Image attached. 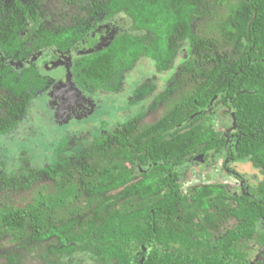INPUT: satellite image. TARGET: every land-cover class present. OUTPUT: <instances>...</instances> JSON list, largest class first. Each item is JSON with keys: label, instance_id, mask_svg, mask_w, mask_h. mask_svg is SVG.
Segmentation results:
<instances>
[{"label": "trees", "instance_id": "obj_1", "mask_svg": "<svg viewBox=\"0 0 264 264\" xmlns=\"http://www.w3.org/2000/svg\"><path fill=\"white\" fill-rule=\"evenodd\" d=\"M60 1L48 17L52 0H0V243L12 245L0 264H27V255L37 264H251L248 239L264 246L256 231L264 222V0ZM110 22L122 30L94 46ZM76 50L84 56L70 80L86 90H120L145 57L165 70L182 56V77L156 97L155 122L104 124L82 140L66 127L24 146L30 134L16 130L34 128L47 80L32 58ZM222 108L237 126L234 160L259 169V187L240 196L215 184L186 192L178 179L188 161L226 148L215 126Z\"/></svg>", "mask_w": 264, "mask_h": 264}, {"label": "flooded vegetation", "instance_id": "obj_2", "mask_svg": "<svg viewBox=\"0 0 264 264\" xmlns=\"http://www.w3.org/2000/svg\"><path fill=\"white\" fill-rule=\"evenodd\" d=\"M104 23L99 26L97 31H101L97 36L96 43L97 44H105V42L109 41L110 38L119 30H122L120 25L117 22ZM96 32V31H95ZM94 32V35H95ZM150 38V37H149ZM148 38V39H149ZM147 39L145 45L150 44V41ZM82 42H85L83 40ZM84 50H81L83 52ZM79 50L63 52L58 54L57 57H53L55 54L51 53H38L35 55L31 61L40 68V72L47 78L46 83L41 86V90L36 96V104H43L50 119L54 121L56 124H69L72 121H82L84 118L91 116V113H95L97 110L94 109L95 106H99V102H105L103 107L105 110H111L113 112V117L107 116L106 114L101 115V120L88 119L79 127V129L71 126L67 129V134L71 135L73 139L77 138L82 140V138L87 137L97 130V128L106 124L108 127L114 128H124L125 126L131 123H135L136 128L138 124L144 122H155L159 119L161 114L163 113V102H159L157 104L156 97L161 96L168 92L169 87L172 86L171 79L182 77V69L181 62L179 59L181 57H177L175 59L174 66L167 68L165 70H159L156 65L153 57H145L140 61H137L133 68H128L125 74L123 75V80L121 82V89L117 90L116 85L113 87H103L101 89H92L86 90L75 84L73 81H69L73 77V73L71 71L73 65H77L79 60V56H84V52L81 53ZM186 56V54L184 55ZM179 61V62H178ZM179 76V77H178ZM168 80L164 89H159L160 81ZM153 84L150 86L151 90L147 91L144 95L142 103L141 101H137V103L133 104L132 100L135 97L134 91L137 88L141 87L143 84ZM114 97V98H113ZM143 97V96H142ZM113 98V99H112ZM117 102L112 103V100H116ZM96 102V104L94 103ZM121 102V103H120ZM133 102H136L133 101ZM119 103L121 104L119 106ZM107 107V108H106ZM158 110L160 112H158ZM63 113L66 115L63 116ZM139 113H142V117H137ZM158 113V115H157ZM220 115H224L223 118L231 117L230 122L226 124V127H223L224 130L220 131L216 127V131L219 137H224L226 140V148L222 151L212 149L209 153H201L199 155L193 156L187 163L186 170H182L180 172V177L178 179L181 189L184 191H197L200 190L203 186L196 184H187L182 180V177H190V172L197 168V165L204 164L208 167L210 165L221 164V170L224 172L226 178L231 176L234 179L235 186L231 184H225L222 182H212L211 184H215L220 186L221 188H225L231 195L240 196L241 194L248 195L250 191H256L259 187V184L262 179V175L260 174L259 169L255 173L242 174L237 168V161L234 160V149L236 148V136L235 132L237 129L236 124H234V119L231 116V110L227 108H222L219 111ZM91 114V115H90ZM60 121L59 118H63ZM194 118V116H192ZM191 118V119H192ZM221 120L219 118L216 120L217 126L221 127ZM104 121V122H103ZM67 122V123H62ZM103 122V123H102ZM91 126L93 130H89L86 135L79 134L81 133L80 129L82 127ZM113 125V126H112ZM179 128L182 125H178ZM216 126V125H215ZM29 133L33 134L34 128L29 125L21 124L19 128L16 130L17 134L20 133ZM60 133V132H58ZM62 133V132H61ZM85 140V139H83ZM201 162H198V160ZM199 169L198 171H202L206 168ZM143 170V169H142ZM141 171V170H140ZM145 172V170H143ZM188 173V174H187ZM255 174V175H254ZM140 179V175L136 176V181ZM255 181V182H253ZM207 186V185H205ZM204 186V187H205ZM115 192V191H113ZM117 192V191H116ZM236 226V219H232L229 221L226 227V231L233 229ZM257 233L264 234V222L258 220L257 222ZM248 260L251 264H264V251L261 253V250L264 246H257L256 239H248ZM260 254L262 255L261 257Z\"/></svg>", "mask_w": 264, "mask_h": 264}, {"label": "rangeland", "instance_id": "obj_3", "mask_svg": "<svg viewBox=\"0 0 264 264\" xmlns=\"http://www.w3.org/2000/svg\"><path fill=\"white\" fill-rule=\"evenodd\" d=\"M62 1L60 0H52L51 4H50V7L47 9V16L49 17V14H52V11H57L58 10V6H64L62 5ZM75 7V6H74ZM52 17V16H50ZM58 22L61 21L60 23L61 24H66L63 20L57 18ZM51 23H53L52 20H49ZM103 26V24H102ZM101 27V26H100ZM101 31H96V34L99 33ZM182 57V56H181ZM179 62V61H178ZM169 81L168 80H162L160 81V86H159V89H164L165 88V84L168 83ZM96 104V102H94ZM105 102L101 101L99 102V106H95L94 109H96L97 111L93 114L91 113L89 117L86 116V120L88 119H95L97 118L98 116L100 115H103V114H106L107 116H110V117H113V112L111 110H105V108L103 107V104ZM107 108V107H106ZM32 112V121H33V127H34V133L36 134V138H35V135L34 134H30L29 136H27L26 140H25V137L23 138V145L26 146V144L28 145H31L33 146V144H39L40 145V142L37 138H40L42 136H48L51 137L53 135H58L59 133L58 132H62V131H65L66 127L70 128V126L72 125L71 122L69 124H60V123H55L54 121H52L50 119V116L48 114H50L49 112H47V109L46 107L43 105V104H40V105H36L34 107V109L31 111ZM158 112H160L158 110ZM158 115V113H157ZM63 116L66 117V115L63 113ZM224 115H219V120L222 118L223 120H221V127L217 126L216 124V127L217 129H219L220 131H223L224 128L223 127H226V124L228 122H230L231 120V117H228L226 115L225 118H223ZM65 117L63 118H59L60 121H62V119H64ZM83 119V120H84ZM62 123H67V122H62ZM30 126V125H29ZM80 126H75V128L79 129ZM67 128V129H68ZM65 129V130H64ZM82 130V131H81ZM89 130H93L91 126H87L86 127H82V129H80L81 133H79L80 135L81 134H84L86 135V133L89 132ZM34 137L35 139L33 140ZM13 138H7L5 141L6 142H11L14 146L16 147H20V142L19 141H12ZM198 162H201V160L199 159ZM218 162V164L216 165H210L208 167H202V166H205L204 164H200V165H197V168L193 169L191 172H190V177H182V180L189 184L192 185V184H196V185H200V186H205V185H208V184H211L212 182H222L225 183V184H231L233 186H235L234 184V179L233 177L229 176L226 178L224 172H222L221 170V164L219 163V161H216ZM202 165V166H201ZM236 168L243 174H249L251 175V173H255L257 171V168L254 167V165L252 164L251 161L249 160H240V161H237L236 163ZM202 168H206L202 171H198L199 169ZM188 174V173H187ZM255 175V174H254ZM255 182V181H253ZM189 184V185H190ZM117 193L116 191L113 192V194ZM21 196H24L26 197L27 196V193L24 192V191H20L19 193H16L14 194V197L17 199V200H21ZM11 244H3V243H0V262L2 261V257L5 255V253L7 252V248L10 247L11 248ZM33 256L31 255H27L26 256V260H27V264H37L36 261L33 260ZM89 262V261H88ZM87 262V263H88Z\"/></svg>", "mask_w": 264, "mask_h": 264}, {"label": "water", "instance_id": "obj_4", "mask_svg": "<svg viewBox=\"0 0 264 264\" xmlns=\"http://www.w3.org/2000/svg\"><path fill=\"white\" fill-rule=\"evenodd\" d=\"M99 49H102V47L101 48H99ZM92 50H90L89 52H91ZM69 81H71V80H69ZM264 251V248L261 250V253ZM262 255L260 254V256L259 257H261Z\"/></svg>", "mask_w": 264, "mask_h": 264}]
</instances>
